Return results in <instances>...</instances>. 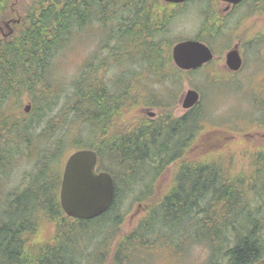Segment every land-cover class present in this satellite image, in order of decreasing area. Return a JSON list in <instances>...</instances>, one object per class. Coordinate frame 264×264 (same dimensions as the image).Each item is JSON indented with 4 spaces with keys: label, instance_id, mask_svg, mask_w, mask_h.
I'll return each instance as SVG.
<instances>
[{
    "label": "trees",
    "instance_id": "trees-1",
    "mask_svg": "<svg viewBox=\"0 0 264 264\" xmlns=\"http://www.w3.org/2000/svg\"><path fill=\"white\" fill-rule=\"evenodd\" d=\"M16 1L0 0V28H14L0 36V264H93L103 258L104 264L107 254L111 264H128L158 250L179 255L200 243L208 252L205 264H264V147L252 150L248 172L234 173L227 168L235 148L217 151L225 146L205 148L198 140L204 117L198 105L172 116L188 72L173 65L170 45L160 39L171 7L160 0H28L14 19ZM109 20L116 22L108 35L114 44L104 48L114 61L139 70L114 88L81 76L65 98L63 124L54 127L60 117L51 114L58 99L49 77L54 54L77 28L108 26ZM146 73L150 79L141 84ZM150 85L159 87L154 120L138 110L152 105L153 99L138 96ZM130 88L140 91L129 94ZM23 92L30 108L22 114L16 106ZM81 148L94 149L98 169L115 182L112 205L90 220L65 215L59 203L63 160ZM105 156L112 167L103 163ZM22 158L32 163L25 183L1 198ZM166 167H173L170 185L156 189ZM136 188L145 214L123 233L119 205L125 190L134 194Z\"/></svg>",
    "mask_w": 264,
    "mask_h": 264
},
{
    "label": "rangeland",
    "instance_id": "rangeland-1",
    "mask_svg": "<svg viewBox=\"0 0 264 264\" xmlns=\"http://www.w3.org/2000/svg\"><path fill=\"white\" fill-rule=\"evenodd\" d=\"M25 3L27 4L28 0L16 1L13 7L14 19L18 18V11H21L22 5ZM211 4V0H191L182 11L177 8V15L167 23L160 39H164L166 44H169L171 48L178 39L194 38L203 26L204 19L201 9L211 6ZM249 5L250 3L247 2L243 6H240L236 16L230 19V22H237L242 16V20L250 28L243 31V27H241L240 31L246 35L251 32V35H256L257 37V43L245 55L243 72L235 74L233 76L234 81L230 83L227 81V74L222 73L225 72L223 65L215 62L207 65V67H212L210 72H215L216 70L217 73H222L220 76L221 82L208 81L210 79L208 76L212 75L202 76V74L198 73H182V89L178 93V96L174 95L177 97V102L171 110L172 116L182 115L186 111L181 106L184 92L188 88L198 90L201 97L197 108L204 114V117L199 119L202 131L198 134V140L204 141L205 148L208 146L209 148L216 149L225 146L222 148L223 150L217 151H224L227 148L228 150L226 151H229V147L235 148L236 151L233 152L231 165L227 168L234 173L241 171L248 172L252 168V150L264 147V83H262L264 82V43L262 42L261 44L259 42V36L264 40V11L250 12ZM217 9L221 13L218 2ZM108 22V26L93 22L91 25L83 28H77L73 33V37L54 54L49 77L53 81L51 86L55 89L53 94L57 93L58 96H55L58 99L52 108L51 114L56 112L60 114L61 110L65 108L66 96L72 94L75 81L80 79L84 74L87 75V81L102 78L111 88H114L116 80L121 78L123 80L127 76H130L132 71L139 70L138 64L135 65V63L128 62L127 60L119 63L114 61L111 58L110 50L104 48L107 42L109 45L114 44L113 40L108 41V35L110 34L109 29L115 26L116 22H110V20ZM13 29L11 25L5 28L2 27L0 36L11 34ZM233 42H231V45ZM213 69L215 70L213 71ZM141 77L143 81L141 84H144L146 79H150V74L146 73L141 75ZM218 79L219 77L216 80ZM253 79H261L262 82L254 83ZM159 83L162 84L161 82ZM168 84L166 83V87H168ZM137 88H130L128 93L136 94L139 90L136 91ZM158 94L159 87L157 85H150L143 87L142 92L138 95L145 100L153 99L151 101L152 105L148 106V108L143 106L138 108L148 118L150 117V112H153L154 119L158 117L157 109L153 103L157 99L156 95ZM21 98L22 100H20V104L16 106V109L23 114V108L28 104V93L23 92ZM70 117H72L71 113ZM63 121L64 114H60V117L56 116L54 118V127L56 125L59 127V124L62 125ZM75 128L81 130V132L85 130L84 126H78V124ZM60 130L56 134H60L63 131V129L62 131ZM103 163L112 167V162L106 156ZM228 163L229 161L226 157L224 164L227 165ZM31 167L32 163L28 159L22 158L17 161L13 175L8 178L2 187L1 192L3 194L1 198L5 196L4 193L25 183L24 177L28 175ZM172 175L173 167L163 169L161 175L155 180L156 189L166 190L170 185ZM260 187H264L263 175L261 176ZM126 190L124 192L125 196L119 205L120 212H123L120 226L123 233L130 231L145 214L143 206L135 199L137 198L136 195L138 196L139 189L136 188L134 194H131L132 191ZM128 192L129 195L127 194ZM47 233H49L48 230L43 231V235ZM160 252L162 251H155L154 256H149L140 262H129L128 264H205L204 260L208 254L205 244L202 243L192 245V248L188 251H185V248H183L179 255ZM110 256L111 254L106 255L107 259L104 264L112 263ZM103 259H101V263L94 261L93 264H102ZM123 264L127 263L124 262Z\"/></svg>",
    "mask_w": 264,
    "mask_h": 264
},
{
    "label": "water",
    "instance_id": "water-1",
    "mask_svg": "<svg viewBox=\"0 0 264 264\" xmlns=\"http://www.w3.org/2000/svg\"><path fill=\"white\" fill-rule=\"evenodd\" d=\"M183 2L186 0H163ZM237 3L241 0H228ZM174 63L181 69L197 68L212 58L209 47L195 39H186L172 47ZM227 63L232 69L240 67V57L236 50L227 55ZM199 101V93L189 88L183 95L182 107L189 109ZM29 105L25 106V111ZM98 155L92 148H81L71 152L63 165L59 188V203L65 215L82 220H90L102 215L112 205L115 184L112 175L105 170H97Z\"/></svg>",
    "mask_w": 264,
    "mask_h": 264
},
{
    "label": "flooded vegetation",
    "instance_id": "flooded-vegetation-1",
    "mask_svg": "<svg viewBox=\"0 0 264 264\" xmlns=\"http://www.w3.org/2000/svg\"><path fill=\"white\" fill-rule=\"evenodd\" d=\"M165 5L170 6L169 10V18L170 20L174 18L177 15V8H179L181 11L186 7V5L191 0H186L183 2H167L163 1ZM212 4L211 6H208L204 9H201V13L203 16V26L200 28L199 33H201L202 37H199V33L191 39L199 40L206 44L211 53L212 58L200 65L197 68L188 69L185 71L193 70L194 72L198 74L203 75H212L208 76L210 79L208 81L212 82H221L220 76L222 73L227 74V81L228 83L233 82L234 78L233 76L237 73L243 72V66L245 62V55H247V51L251 49L256 43H257V37L256 35H251V32L246 35L240 31L241 27H243V31H246L250 28L247 24L244 23L243 17H240L239 21H233L230 22V19H233L236 16V13L238 11V8L240 6H243V4H246L247 2L250 3L249 11L253 12H263L264 11V1L263 0H241L237 3L228 1V0H211ZM217 2L220 5L221 13L217 9ZM215 3V4H213ZM244 16V15H243ZM169 20V21H170ZM206 24H205V23ZM216 28V33L214 34L213 29ZM238 28V29H237ZM264 37V34H263ZM189 38H183L179 41H183ZM177 41V42H179ZM233 44L231 45V42ZM175 42V44L177 43ZM259 42L264 43V40L261 36H259ZM236 50L238 52V55L240 57V67L237 69H232L228 63H227V55L230 51ZM259 52V49H258ZM260 54V52H259ZM212 62L222 64L223 68L225 69V72L217 73L215 69V72H210L212 67H207V65L211 64ZM184 70V69H182ZM206 77V78H208ZM219 77L218 80H216ZM255 79V78H254ZM254 83L262 82L261 79L254 80ZM264 83V82H262ZM186 110V109H185ZM188 110H186L183 114H185ZM149 118L154 120L153 112L149 113ZM181 116V115H180Z\"/></svg>",
    "mask_w": 264,
    "mask_h": 264
}]
</instances>
